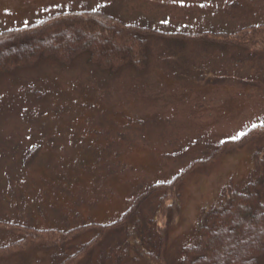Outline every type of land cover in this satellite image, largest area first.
Returning a JSON list of instances; mask_svg holds the SVG:
<instances>
[{
	"label": "rangeland",
	"instance_id": "rangeland-1",
	"mask_svg": "<svg viewBox=\"0 0 264 264\" xmlns=\"http://www.w3.org/2000/svg\"><path fill=\"white\" fill-rule=\"evenodd\" d=\"M91 11L176 36L264 24V0H0V33ZM178 37H150L145 71L112 75L87 54L68 65L48 59L49 51L0 75V223L13 225L0 227V264H184L199 243L203 211L228 187L257 190L264 203L263 129L217 152L264 123V55ZM257 153L262 172L250 187ZM139 211L138 225L112 230L95 247L98 228L63 235ZM38 229L70 241L16 246L21 231ZM206 243L191 258L219 264Z\"/></svg>",
	"mask_w": 264,
	"mask_h": 264
},
{
	"label": "trees",
	"instance_id": "trees-1",
	"mask_svg": "<svg viewBox=\"0 0 264 264\" xmlns=\"http://www.w3.org/2000/svg\"><path fill=\"white\" fill-rule=\"evenodd\" d=\"M75 18H68L61 21H53V18L44 20L41 23L14 30L0 33V56L9 51H18L14 53V58L0 57V75L34 66L41 60L46 59L49 51L48 59H53L60 64H71L75 59L83 54H87L88 61L91 65L97 66L109 74L115 75L124 68H131L136 71H145L149 66V39L153 35L163 37L165 39L176 40L184 38L200 37L203 40L200 43L207 44L209 47L228 48L239 47L256 54L264 55V24L252 28H244L236 33H199L195 35H183L177 33L178 36L164 33L144 27L140 25H128L126 23L116 21L106 14L96 12H83L76 14ZM77 15V16H76ZM107 17H105V16ZM211 35V36H210ZM54 36L53 43L41 41V38ZM64 37L60 40V37ZM182 40V39H181ZM48 41V40H47ZM214 42L218 43L215 44ZM56 46H52V44ZM54 50V51H53ZM41 52H43L41 54ZM41 54V55H40ZM45 54V55H44ZM259 127L263 130L258 137L264 136V125L256 126L245 135L234 141H226L217 148L218 154H222L227 146L231 143L241 144L246 142V138L254 131H258ZM216 152V153H217ZM258 153L255 154L256 168L255 175L262 171V161ZM264 165V164H263ZM254 182H250L249 186H253ZM264 185V177L258 181ZM228 191H224L218 206L211 208L203 214L198 233L199 243L193 246V251H185L187 258L184 257V264H198L197 259H203L201 255L192 257L196 254L200 246L206 241V250L208 252L218 253L212 258L214 263L219 264H261L264 258V222L258 223L259 217H264V203L260 198L257 190L246 192H238L228 187ZM249 191V188L247 189ZM154 191L150 189L149 192ZM232 204L236 205L238 210L234 213H228V207ZM141 209L142 205L139 206ZM261 208V209H260ZM137 209V210H138ZM264 213V212H263ZM140 211L134 213H125L123 217L107 226H98L99 236L96 237L92 244L102 242L112 230H120L128 225H138ZM136 217V219H134ZM220 222V227L217 225ZM13 226L12 224L0 223V227ZM242 226V232L239 237H235L236 231ZM87 227L80 230L69 231L66 236L71 238L76 235L83 234ZM137 230L140 226L136 227ZM136 230V231H137ZM214 231V232H213ZM240 231V232H241ZM45 234H43V233ZM50 231H36L35 235L22 233L21 243L16 246L32 245L39 241V247H44L49 243L61 244L70 239L46 237ZM108 233V234H107ZM237 236V235H236ZM242 238V239H241ZM49 242V243H48ZM28 243V244H27ZM27 244V245H26ZM141 247V246H139ZM138 250L139 256L144 258V254ZM90 254V253H89ZM88 254V255H89ZM194 256V255H193ZM218 256V258H217ZM5 257V256H3ZM189 258H191L189 260ZM145 259V258H144ZM189 260V261H188ZM199 264H207L202 262Z\"/></svg>",
	"mask_w": 264,
	"mask_h": 264
},
{
	"label": "snow or ice",
	"instance_id": "snow-or-ice-1",
	"mask_svg": "<svg viewBox=\"0 0 264 264\" xmlns=\"http://www.w3.org/2000/svg\"><path fill=\"white\" fill-rule=\"evenodd\" d=\"M203 6V5H202ZM97 7H100V5H97ZM253 127H255V125H253ZM245 135V133H239L238 136L236 138H239L240 136Z\"/></svg>",
	"mask_w": 264,
	"mask_h": 264
}]
</instances>
